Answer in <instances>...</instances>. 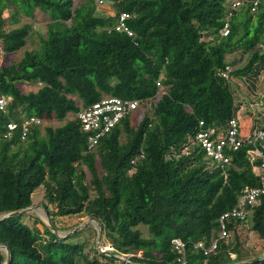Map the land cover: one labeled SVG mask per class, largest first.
I'll return each mask as SVG.
<instances>
[{"label": "trees", "instance_id": "16d2710c", "mask_svg": "<svg viewBox=\"0 0 264 264\" xmlns=\"http://www.w3.org/2000/svg\"><path fill=\"white\" fill-rule=\"evenodd\" d=\"M103 1L110 13L98 12L97 0H0L4 57L34 33L27 18L36 10L48 16L39 46L0 64V97H10L0 109V264L7 250L8 264H116L115 252L94 246L88 256L74 240L90 227L98 235V223L101 246L133 253L128 264H176L172 238L185 242L186 264H264V251L245 254L238 232L248 223L264 243V194L244 219H227V235L219 238L220 215L237 205L245 187L262 182L264 161L251 156L252 132L241 135L237 107L242 87L254 86L264 72V0L255 10L250 0L237 9L230 0ZM121 12L132 35L115 29ZM7 21L15 25L5 29ZM226 65L228 80L218 75ZM19 83L36 89L25 92ZM104 96L149 100L133 111L135 123L128 113L89 149L76 114ZM31 116L42 123L31 125L22 140L21 121ZM232 118L242 143L225 146L229 160L221 165L195 133L203 120L221 134ZM10 121L17 127L5 136ZM39 188L41 207L58 231V217L95 220L60 238L48 222L43 231L26 223L32 211L2 218L32 207ZM215 239L217 247L207 254L194 246L202 241L209 247Z\"/></svg>", "mask_w": 264, "mask_h": 264}, {"label": "built area", "instance_id": "2783aa9c", "mask_svg": "<svg viewBox=\"0 0 264 264\" xmlns=\"http://www.w3.org/2000/svg\"><path fill=\"white\" fill-rule=\"evenodd\" d=\"M246 1L249 0H230V7L231 9H237ZM258 1L259 0H250L252 3L251 10H255ZM104 4L105 3L103 0H97L98 6H102ZM231 14L232 12H229L228 17H230ZM127 17L128 14L126 12H121L118 16L115 29L118 31H126L128 35H132L133 32L127 27L125 23ZM228 31L229 23L226 22L220 29V34L225 36L227 35ZM261 45L264 47V40ZM230 70V66L226 65L224 69L219 71L218 75L224 80H228ZM157 85H159V82H157ZM9 100V96L0 97L1 110L4 111L6 109V105ZM148 100L149 99L140 101L137 99L104 96L100 100L82 107L77 112L76 117L81 123L82 130L86 133L88 148L93 149L97 145L102 135L110 131V129L113 128L124 116L137 110L138 107L143 104V102ZM40 123H42V120L34 116L24 118L20 125V138L22 140L25 139L29 132L30 126ZM16 127L17 123L14 121L7 123L8 131L5 136L10 135L11 131H13ZM238 133V121L236 118L229 120V127L221 134L217 133V127L213 125H206L203 120H199L197 131L195 133V140L203 148L207 156L211 157L217 163L223 165L229 160V157L224 153L225 146L237 148L242 143V140L240 137H238ZM249 141L253 144V148L250 150L251 156L260 157L264 161V125L252 131ZM262 170L263 175L261 185L252 188L245 187L237 205L220 215L219 238H223L227 235V219H244L248 213L249 205L254 203L261 194H264V163L262 164ZM194 246L203 249L204 253L207 254L209 251H212L217 247V239L213 240L209 247H205L202 241L197 242ZM171 247L177 253V259L175 263L186 264L187 250L185 242L180 238H172ZM99 252L104 254L115 252L114 257L117 259L116 264H128L130 262V258L133 256V253L118 252L110 245L100 246Z\"/></svg>", "mask_w": 264, "mask_h": 264}, {"label": "rangeland", "instance_id": "374dc122", "mask_svg": "<svg viewBox=\"0 0 264 264\" xmlns=\"http://www.w3.org/2000/svg\"><path fill=\"white\" fill-rule=\"evenodd\" d=\"M109 5L98 6L97 11L101 13H110ZM4 16H7V12L4 13ZM28 20L32 21L34 33L27 38L26 45L21 48L20 50L6 54L5 57L19 60L24 52L25 49H32L37 48L40 44V37L45 36L47 32V22L48 16L39 10H36L34 18H27ZM15 24H10L7 22L4 23V28L9 29L13 27ZM232 55H236L233 53ZM232 55L228 56V59L232 57ZM237 56V55H236ZM4 55H0V64H2L5 60ZM254 83H251L249 89L246 87H242L240 90V98L243 100V105L237 107L238 116L241 117L242 115V126L241 131L247 132L248 134L252 132L253 127L260 128L264 125V100H261L259 97L264 96V72H262L257 78H255ZM19 87L27 92L30 90H35L36 86L34 84H27V83H19ZM247 89V90H246ZM237 93H234L235 103L237 104V100L239 99L235 96ZM258 96V97H257ZM246 103V104H245ZM245 110V113L243 111ZM243 113V114H242ZM137 116L136 112L132 113L131 121L135 123ZM68 118H70L68 116ZM63 123V121H49L45 122V124H52L53 126H57ZM43 198V189L39 188L32 194V201L33 210L32 212L26 216H24V221L30 225L36 226L40 231H43L44 226L43 223L47 222V216L44 209L41 207L40 201ZM57 225L59 226L58 234L65 235L70 233L72 230L67 231L69 227L74 226L75 224L82 225L83 223H89L93 220L88 218L85 215H73V216H62L57 218ZM76 228V227H75ZM140 229L142 230L143 235L147 236L148 232L145 226L140 225ZM52 230V229H51ZM53 231V230H52ZM239 236L243 240V245L245 248V254L247 256L258 255L263 253L264 251V243L263 239L258 238L253 231L249 229V224L244 223L239 227ZM72 234V233H71ZM69 234V235H71ZM68 235V236H69ZM97 232L95 231L94 227H90L85 229L81 235L74 238V240L83 243L84 251H86L88 256L93 255V247H96L97 243Z\"/></svg>", "mask_w": 264, "mask_h": 264}, {"label": "water", "instance_id": "95a60500", "mask_svg": "<svg viewBox=\"0 0 264 264\" xmlns=\"http://www.w3.org/2000/svg\"><path fill=\"white\" fill-rule=\"evenodd\" d=\"M33 208H34V207H27V208H23V209L15 210V211H12V212H10V213L4 215L2 218H4V217H12V216L19 215V214H24V213H26V212H28V211L33 210ZM91 220H95V219H94V218H91ZM47 222H48V224L50 225V228L53 230V232H54L58 237H60V238L65 237V236H67V235H69V234H71V233L77 231L78 229H80L81 227H83V226L86 224V223H83L82 225H78V226H76V228H74L70 233L65 234V235H60V234H58V231H57V229H56V226L51 222V220H50L49 218H47ZM102 234H103V232H102V227H101V225L98 223V237H97V243H96V248H97L98 250H99V248H100V246H101ZM260 258H261V257H260ZM260 258H258V259H256V260H259ZM9 261H10V255H9L8 250H7V259H6V261H5L4 263H2V264H8Z\"/></svg>", "mask_w": 264, "mask_h": 264}, {"label": "crops", "instance_id": "0c3cea01", "mask_svg": "<svg viewBox=\"0 0 264 264\" xmlns=\"http://www.w3.org/2000/svg\"><path fill=\"white\" fill-rule=\"evenodd\" d=\"M107 11L110 12V10H107ZM241 135H242V136H246V135H248V133H247V132H244V131H241Z\"/></svg>", "mask_w": 264, "mask_h": 264}]
</instances>
